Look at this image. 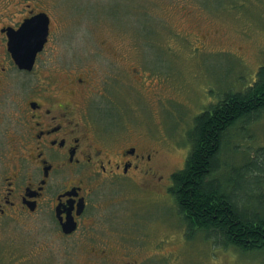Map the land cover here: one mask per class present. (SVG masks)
I'll list each match as a JSON object with an SVG mask.
<instances>
[{"label":"rangeland","instance_id":"1","mask_svg":"<svg viewBox=\"0 0 264 264\" xmlns=\"http://www.w3.org/2000/svg\"><path fill=\"white\" fill-rule=\"evenodd\" d=\"M51 2L55 20L58 17L51 35L58 49L52 57L54 63L77 66L84 59L94 65L96 43L103 52L96 58L98 69L109 64L102 61L108 54L103 43L131 41L133 45L123 53L134 55V63L139 65L145 60L149 74L161 81L163 119L156 113V101L140 95L136 84L131 92L126 91L122 105L117 102L120 106L116 111L103 106L99 115L106 124L111 117L136 123L135 129L145 123L152 127L159 123L162 138L153 143L162 147L165 171L184 166L190 150L187 132L195 116L218 103L228 91L244 90L257 69L264 66V0ZM75 55L83 59L77 60ZM20 88L26 90L28 86ZM10 122L6 118L4 124ZM230 131L229 148L221 155L225 177L264 149V110ZM251 182L264 192V176ZM101 196L118 199L114 210L110 208L114 212L105 216L109 230L116 226L126 236L142 230L145 247L131 254L139 264L142 258V264H264L263 252L241 254L206 242L201 234L187 238L168 193L158 200L149 196L141 203L131 189L117 186L102 191ZM148 212L157 217L144 218L142 214ZM79 245L76 236L61 238L56 233L45 208L31 215L0 218V264H90ZM89 259L94 261L92 255Z\"/></svg>","mask_w":264,"mask_h":264},{"label":"flooded vegetation","instance_id":"2","mask_svg":"<svg viewBox=\"0 0 264 264\" xmlns=\"http://www.w3.org/2000/svg\"><path fill=\"white\" fill-rule=\"evenodd\" d=\"M38 14L47 19L46 40L31 68H22L8 48L9 33ZM55 16L51 0H0V218L45 208L56 233L76 236L81 250L92 255L90 264H139L131 254L145 247L142 230L129 236L116 226L110 231L105 216L114 212L118 199L101 193L119 186L131 189L141 203L158 200L172 195L173 175L180 169L164 170L162 147L153 143L162 138L159 123L135 129L136 123L111 117L106 124L99 112L103 106L116 111L136 84L140 95L156 101L163 119L161 81L149 74L145 60L139 65L134 55L123 53L131 41L103 43L105 67L96 68L103 54L96 43L94 65L81 55H75L83 59L77 66L54 63ZM6 118L11 122L4 124Z\"/></svg>","mask_w":264,"mask_h":264},{"label":"trees","instance_id":"3","mask_svg":"<svg viewBox=\"0 0 264 264\" xmlns=\"http://www.w3.org/2000/svg\"><path fill=\"white\" fill-rule=\"evenodd\" d=\"M262 110L264 66L244 90L228 91L195 116L187 132L189 154L173 175L171 188L187 238L201 234L206 242L241 254L264 253V192L251 182L264 176V149L228 177L223 176L226 164L221 159L223 149L229 148L230 130Z\"/></svg>","mask_w":264,"mask_h":264},{"label":"water","instance_id":"4","mask_svg":"<svg viewBox=\"0 0 264 264\" xmlns=\"http://www.w3.org/2000/svg\"><path fill=\"white\" fill-rule=\"evenodd\" d=\"M48 32L47 19L44 14H38L34 18L22 25V30H14L9 33L8 48L15 62L22 68H31L34 56L41 49L46 40ZM23 33L27 35L29 43L16 44L15 35ZM73 227L65 228V231L72 230Z\"/></svg>","mask_w":264,"mask_h":264},{"label":"bare ground","instance_id":"5","mask_svg":"<svg viewBox=\"0 0 264 264\" xmlns=\"http://www.w3.org/2000/svg\"><path fill=\"white\" fill-rule=\"evenodd\" d=\"M28 38H27V35L25 34V35H23V33H18V35H15V43L16 44H24V42H26V40H27Z\"/></svg>","mask_w":264,"mask_h":264}]
</instances>
